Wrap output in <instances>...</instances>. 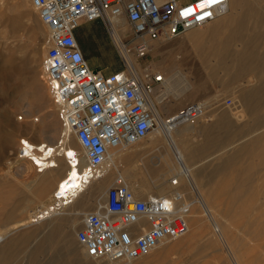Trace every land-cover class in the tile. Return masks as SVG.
<instances>
[{
    "label": "rangeland",
    "instance_id": "1",
    "mask_svg": "<svg viewBox=\"0 0 264 264\" xmlns=\"http://www.w3.org/2000/svg\"><path fill=\"white\" fill-rule=\"evenodd\" d=\"M259 4L264 5V0ZM98 22L97 30L94 28L93 31L85 30L83 23L82 28H79L82 30L80 39L81 46L87 47L86 51L90 49L88 45L91 46L89 56L92 68L99 69L104 74L110 67L117 65L122 68V63L118 57L116 59L117 53L106 29L99 20ZM78 25L73 29L76 41ZM218 27L220 24L216 25L215 20L200 26L191 35L185 31L168 41H149L150 49L147 54L134 61L138 65L137 72L143 66H148L153 70H159L166 78L179 71L187 83L197 90L192 91L193 95L191 92H184L185 96L181 95V98L171 105L173 112L189 102L205 101L208 106L214 103L210 117L213 118L216 113L228 115L229 108L233 104H238L241 96L244 100L250 99L256 88L255 85L264 80V71L259 75L256 68H251L244 74H235L239 61L235 56L241 50L243 40L237 37L234 27H225L220 32L217 31ZM46 34L47 30L37 18L30 0H0V229L11 225L14 221L25 219L35 210L34 198L46 202V194L50 187L49 182H45L38 183L32 193L28 190L26 184L31 183L37 171L27 160L28 158L17 156L21 149V139L29 143L50 144L55 149L65 131L64 126L55 116L46 86L40 77V58L44 50ZM248 35L258 36L252 32ZM256 41L250 43L254 46L252 51L259 55L260 61L264 62V52H262L264 37ZM248 60L253 62L251 58ZM158 88L156 86V90ZM226 98L231 100L230 105L223 103ZM25 110L29 111L27 116ZM236 113L234 115L239 116V122L231 121V123L227 117V119L223 117L225 123L219 125L223 126V130L219 129L218 132L215 126L212 130L213 119L207 122L203 114L200 118L203 122L199 123V119L192 123L199 127L195 131L185 133L183 140L190 146H197L206 140L211 142L207 155L202 154L196 160L194 178L206 192H210L209 189L221 191L219 199H212L216 210L214 220L219 225L225 241L231 244L234 258L239 264H264V224L259 222L256 215L259 205L264 201V196H261L264 193L256 191L264 189L262 187L264 186V153L260 154L255 146H251L252 148L247 151L241 149L243 144L253 139V134L258 129L240 135L247 132L249 127H253L255 114L245 113L243 107L239 113ZM29 124L35 125L36 130H45L46 133L41 135H37L36 132L31 133L26 129ZM220 132L223 133V137L218 134ZM153 134L151 131L138 142L147 147L145 153L139 156H143L142 161L137 160V164L131 162V172L137 175L139 171L144 173L148 168L149 176L156 177L159 168H163L164 160L168 159L159 136L154 138V142L148 140ZM65 140L69 153L77 155L79 159L81 148L75 138L66 135ZM228 146L231 147L217 155L218 151ZM205 157L208 158L204 159ZM65 160L67 162L66 158ZM17 168L22 172L17 174ZM60 177L61 175L57 176L56 180ZM112 180L113 178L110 184ZM177 187L189 202H194L193 206L197 204L196 194L187 183L178 180ZM172 188L173 186L170 185L168 191ZM86 193L88 195L86 207L77 205L72 211L59 210L45 219H39L37 222H31L27 226L11 231L1 242L0 264H62V261L68 264L107 263L83 256L75 239V233L72 236V245H67V248L63 247V242L60 244L61 241H56L57 237H55V244L57 243L58 246L54 249L45 238L46 232L51 228L50 220L66 217L67 213L73 214L79 210L76 230L81 214L94 210L96 203L102 199L97 185L91 186ZM243 206L246 207L242 208ZM58 212L60 214H56ZM192 224L194 226H191L184 244L175 246L166 254L165 249L155 248L137 260L122 264H233L221 238L216 231L214 232L215 228L198 209ZM69 233L66 227L62 230L63 241L70 238ZM174 241L162 245H170Z\"/></svg>",
    "mask_w": 264,
    "mask_h": 264
},
{
    "label": "built area",
    "instance_id": "2",
    "mask_svg": "<svg viewBox=\"0 0 264 264\" xmlns=\"http://www.w3.org/2000/svg\"><path fill=\"white\" fill-rule=\"evenodd\" d=\"M30 4L47 30L40 77L65 129L58 148L66 145V135L75 138L84 160L79 175L88 179L97 177L110 150L128 148L160 127L155 98L162 94L164 76L148 66L135 71L122 55L120 70L103 74L89 67L73 29L80 22L99 20L115 49L121 48L135 61L147 54L149 41L171 40L227 10V0L202 9L199 0H30ZM187 9H193V14L182 15ZM117 19L124 24L120 46L110 35ZM223 103L230 105L231 100L226 98ZM207 106L189 103L181 112L191 124V118L201 117ZM210 106L214 108V103ZM66 159L71 165L76 163L71 156ZM32 163L35 171L40 170L38 163ZM189 208V200L178 191L136 195L117 178L95 209L81 214L74 236L86 258L130 262L182 236Z\"/></svg>",
    "mask_w": 264,
    "mask_h": 264
},
{
    "label": "bare ground",
    "instance_id": "3",
    "mask_svg": "<svg viewBox=\"0 0 264 264\" xmlns=\"http://www.w3.org/2000/svg\"><path fill=\"white\" fill-rule=\"evenodd\" d=\"M230 1H233L234 6L230 5ZM260 1L261 0H228L227 10L220 17L221 20H224V22L220 23V27H218L217 31L220 32V30L225 27H232V28L234 27L237 37L242 39L243 40L242 42L244 43L240 46L241 50L235 56L239 60L238 68L235 71V74L237 75L244 74L251 68H256L258 70L259 75H261L264 71V62L258 59L259 55L256 52L252 51V48H254V46L250 44L251 42H255L256 40L258 41L259 38L264 37V5L259 4ZM114 23L116 25L111 27L110 35L112 39L116 42V44L120 46L118 40L123 35L124 24L122 20L120 19L114 20ZM90 26H91V23H88L87 25L88 30L93 31L94 28ZM116 26H120L121 29H118ZM199 28L200 27H194L186 31H188V34L191 35L195 33L196 30ZM249 32H252L258 36L254 35L253 37H250L248 35ZM77 43L79 44L78 40H77ZM88 47L91 49V46L88 45ZM79 48L81 50V47ZM90 49L89 51L86 52V54H83L82 50H81V53L85 61L88 60L91 62L90 56H89V52H91ZM115 50L117 53V55L115 54L116 59L117 57L120 59V56L122 55L125 58L128 66L132 67L136 71V68L138 67V65L134 62L132 57L128 53H125L121 48L120 50L119 49L118 50L115 49ZM262 52H264V50ZM249 58H251V60L253 59V62L248 60ZM117 68H120V67L116 65V66L110 67L108 70H115ZM255 87L256 88L253 91V94H251L249 97L250 99L244 100L242 99V96H241L240 102L238 104H233L229 108L228 115H225L226 113L225 114L216 113L213 115V118H212L213 121L211 120L212 125H213L212 127L214 128L215 126V128H218L217 132L219 131V129H222L223 127L219 125H223V123H225L223 117L225 118L227 117L230 120V122L231 121L239 122L240 118L239 116L234 115L235 112L239 113L241 111V108L244 105L256 104L259 101V97L262 99V101H264V80L261 81L259 84L255 85ZM161 91H162V94L163 93L170 94L174 98H181L180 97L181 95L182 97L185 96L186 93L184 94V92L186 91L191 92V95H193L192 91L196 92L197 90H194V88L191 87L189 83H187V81L185 80L181 72L176 71L172 73L170 76H167L166 78H164L162 82ZM252 98H254V100H251ZM255 98L257 99V101H255L256 100ZM205 103L206 102L204 101L203 104ZM24 113L27 116L29 114V111L25 110ZM199 121H200L199 123L203 122V120L201 119ZM210 126H211V123H210ZM198 127H196V124H190L188 122L187 123L183 122L178 125L167 124L163 127H159L158 129L153 130L154 134L150 136L148 140L150 142H154L155 139L158 138L157 136H159L161 141L164 144L165 153L168 156V159L164 160L163 168L161 169L159 168V171H158L159 173L154 178L149 176L148 172L150 171H147L148 168L145 169L144 173L139 171L138 175L135 174L134 172H131V165H132L131 162L136 163L137 160L142 161L143 156L142 157H139V156L145 153V149L147 147V146L140 145L138 143L140 142V140L136 142L135 144L131 145L130 147L125 148L123 150H119V151L110 150L108 152V159L105 161V165H103L101 169L99 170L100 172L97 175V177L88 179L85 176L82 177L79 175L81 168L84 166V160L82 157V149H80L79 159H78L77 155H76L77 157L74 156L73 154L70 155L66 146L62 147L61 150H59L58 147L55 149L52 148L50 144L49 145L39 144L40 142L29 143L28 141L21 139L20 142L22 143H20L21 149L19 152L20 157L25 158V159L28 158L27 160L30 162L31 165H33L32 161H34L35 163H38V165L40 166V170H37L35 177L31 181V183L26 184L28 190L32 193L34 187L38 183H45V182H49L50 187L46 194V197H47L46 202H43L40 199L34 198L33 204L36 203L35 210L30 212V214L25 219L14 221L11 225L3 229H0V245H2L1 242L6 238L5 236H7L11 231H14L20 227L27 226L28 224H31V222H37L39 219H45L59 210L72 211V208L73 207L77 208V205L82 208L86 207L87 200H88V195H86L87 194L86 190L89 189L93 185L98 186V192L100 193L101 198H102L105 189L109 185H111L110 182L112 178H113L112 181H114L117 178L120 179L121 182H123V184L127 188L132 190L136 195L137 193L139 194L140 193L141 194L167 193L168 189H170V185L173 186L171 190L182 193L180 190H178V187L180 188L181 185L177 187L178 180H179V181L187 183L189 187L194 191V193L196 194L197 204L193 206L192 204L194 202L193 203L190 202V208L187 214L186 232L179 238L174 239L175 241L171 243L170 245H160L157 248L165 249L164 253L166 254L170 252L175 246L178 247L184 244L189 235V232H190L189 230L192 228L191 226H194L192 223L194 222V218L196 217V209H198L200 210L201 214L215 228L214 232L215 231L217 232L218 236L221 238L223 244L225 245V248L228 251V255L230 256L231 263L239 264L238 260L234 258V253L232 251L231 244L225 241V238L222 235L220 228L218 227L219 225H217L214 220L216 210L212 203V199H216V198L219 199L221 197V191H218V190L216 191L215 189L214 191L212 189H209L210 192H206L204 191L203 187L198 185L197 181L194 178V169H195V164L197 162L196 160H198L200 155L202 154L207 155V152H209V145L211 143L206 140V142L200 143L197 146L196 145L190 146L189 143L185 144L183 140L184 134L187 132L195 131V129ZM204 127L205 126H202V128ZM224 127H226V125ZM26 129L33 134L36 132L37 135L46 133L45 130H41V129L36 130V126L33 124H29V126L26 127ZM199 130H202V129H199ZM198 132H201V131H198ZM221 132L218 133L220 134V136L223 135V133L221 134ZM155 133L157 135H155ZM215 133H213L214 136H217V134L215 135ZM64 134H65V131L63 132L62 135L64 136ZM68 135H71V134H68ZM257 135H261V133L259 132ZM220 136L218 138H220ZM262 137L264 138V136ZM263 138L259 142V144H255V138H253L249 142L243 144L241 146V149H243L244 151H247L248 149L255 146V148L259 150L260 154H262L264 153V139ZM230 147L231 146H228L227 148H224L218 151L217 155L222 154L225 150H227ZM68 156H71L73 160L76 161L74 165H71L68 162V159L66 162L65 158H67ZM207 158L208 157H205L204 159H207ZM16 172L17 174H19L22 172V170L17 168ZM146 174L148 177L146 176ZM59 175H61V177L58 180H56L57 176ZM153 175L155 174L153 173ZM137 189L139 192L137 191ZM152 189H154V191H152ZM256 191L264 193V189H259ZM261 196H264V195H261ZM55 197H58V198H55ZM263 205H264V201L259 205L256 215L259 218V222H262L264 224ZM245 207L246 206H243L242 208H245ZM56 214H60V213L58 212ZM78 214H79V210L78 212H75L73 214L67 213L66 217H58V218H54L50 220L51 228L46 232L45 238L52 248L57 249L56 246H58L57 243H56L57 245L55 244V239H56L55 237H57L56 241L58 242L61 241L60 244L63 242L64 243L63 247H66V248H67V245L73 242L72 236H73V233H75L76 218H78ZM65 227L68 228L70 231L69 233L70 238L68 240H65L66 242L63 241L64 236L62 235V230ZM1 248L2 246L0 247V249ZM153 250L154 249L150 250L149 252ZM64 263L66 262L62 261V264ZM105 264H122V262L107 261V263Z\"/></svg>",
    "mask_w": 264,
    "mask_h": 264
},
{
    "label": "crops",
    "instance_id": "4",
    "mask_svg": "<svg viewBox=\"0 0 264 264\" xmlns=\"http://www.w3.org/2000/svg\"><path fill=\"white\" fill-rule=\"evenodd\" d=\"M178 3H187V2H190V1H193V0H176ZM227 4H228V0H227ZM230 5L231 6H234V3H233V1H230ZM230 10V9H229ZM221 16H219L218 18H216L215 20H216V25L217 24H220L221 22H224V20H221V18H220ZM220 18V19H219ZM215 20H213V21H215ZM83 23H85V24H83ZM88 23H91V26L90 27H93V28H95V29H97V27L96 26H98L99 25V22H98V20H94V21H91V22H82V23H80L79 24V26H78V28H77V35L78 36H76L77 37V40H78V42H79V44H80V47H81V50H82V52H83V54H86V48L87 47H85L84 46V48L81 46V39H80V37H81V32H82V30H80L79 28L81 27L82 28V24H83V26H85V30H88V27H87V25H88ZM86 27H87V29H86ZM100 29V28H99ZM79 30V31H78ZM102 33H103V31H102ZM104 37H105V34H104ZM87 61V63H88V65L92 68V66H91V64H90V61H88V60H86ZM108 70V69H107ZM116 70H120V68H117V69H115V70H108L107 72L105 71L104 73H110V72H112V71H116ZM243 111L245 112V113H253V114H255L254 115V117H253V121H252V124H253V127H249V129H247V132H245V133H242V134H240V135H243V134H248V132H250L251 130H256V129H258V131L257 132H255L254 134H253V138H255V144H259V142L262 140V136H264V128H263V126H264V103H262V99L259 97V101H258V103H256V104H254V105H244L243 106ZM251 126V125H250ZM212 130H213V127H212ZM261 133V135H257L258 133ZM213 134V133H212ZM258 139V140H257ZM264 139V138H263ZM258 141V142H257ZM256 151V150H255Z\"/></svg>",
    "mask_w": 264,
    "mask_h": 264
},
{
    "label": "flooded vegetation",
    "instance_id": "5",
    "mask_svg": "<svg viewBox=\"0 0 264 264\" xmlns=\"http://www.w3.org/2000/svg\"><path fill=\"white\" fill-rule=\"evenodd\" d=\"M179 98H174L172 95L170 94H160L159 96H157L155 98V106L159 112L160 117L162 118V123L160 125V127H163L167 124H171V125H178L181 124L183 122L187 123V120L185 119L183 113L181 112L182 108L189 104V103H195V102H189L187 104H185L184 106L176 109L173 112V109L171 107L172 104H175V102L178 100ZM209 110V112H208ZM205 119L206 121H211L212 117H210L211 112V106H207L206 110H205ZM207 115V116H206ZM202 117V116H201ZM201 117L197 118H191L192 123L198 121ZM210 117V118H209ZM209 119V120H208ZM191 123V124H192Z\"/></svg>",
    "mask_w": 264,
    "mask_h": 264
},
{
    "label": "snow or ice",
    "instance_id": "6",
    "mask_svg": "<svg viewBox=\"0 0 264 264\" xmlns=\"http://www.w3.org/2000/svg\"><path fill=\"white\" fill-rule=\"evenodd\" d=\"M217 2L218 0H199V6L202 9L206 6H211L212 4H215ZM191 14H193V9H187L185 12L182 13V15H191ZM204 15H210V13L205 12ZM202 18H203L202 16H197V19H202Z\"/></svg>",
    "mask_w": 264,
    "mask_h": 264
}]
</instances>
